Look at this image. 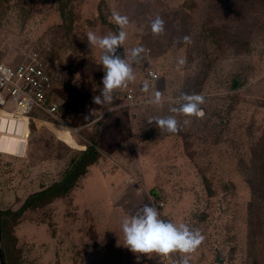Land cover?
<instances>
[{
  "label": "rangeland",
  "instance_id": "374dc122",
  "mask_svg": "<svg viewBox=\"0 0 264 264\" xmlns=\"http://www.w3.org/2000/svg\"><path fill=\"white\" fill-rule=\"evenodd\" d=\"M113 11L136 79L96 105L104 50L87 34H118ZM22 53L43 58L59 108L0 118V212L59 182L94 139L99 159L65 196L1 218L6 264H264V0H0V60ZM185 93L205 98L202 117L170 111ZM170 116L175 134L155 123ZM145 205L199 230L200 247L131 252L122 221Z\"/></svg>",
  "mask_w": 264,
  "mask_h": 264
},
{
  "label": "clouds",
  "instance_id": "9594fccd",
  "mask_svg": "<svg viewBox=\"0 0 264 264\" xmlns=\"http://www.w3.org/2000/svg\"><path fill=\"white\" fill-rule=\"evenodd\" d=\"M111 19L120 29L118 34L109 33L102 37L93 32L87 34V42L90 47H99L104 50L102 56V64L105 69L102 79L103 90L100 95L93 97L96 105L112 103L113 93L127 87L130 82L136 79L134 69L128 60L116 55L117 50L123 48L127 40V33L124 29L129 23L128 18L113 11ZM151 27L153 34H163L165 30L163 19L159 16L156 17ZM184 39L186 42L189 40L188 37ZM144 52L145 49L142 47L133 48L131 57L136 61ZM180 63L183 64L184 61L181 60ZM181 101L179 107H173L170 111L181 113L186 117L200 118L203 116L200 106L205 102V98L202 95L185 93L182 94ZM150 102L159 104L161 93L157 92L155 99ZM155 123L158 128H166L169 133L175 134L180 130L179 123L173 116L158 119ZM189 123L188 119L184 121L185 125ZM122 231L125 240L124 246L138 254V257L139 254H144L149 259L151 253L161 256H167L173 252L194 253L204 240V236L199 230L193 231L185 224L177 226L172 222H166L160 218V214L154 207L148 205H145L139 214L125 218L122 221ZM183 264H189L187 256L183 260Z\"/></svg>",
  "mask_w": 264,
  "mask_h": 264
},
{
  "label": "built area",
  "instance_id": "2783aa9c",
  "mask_svg": "<svg viewBox=\"0 0 264 264\" xmlns=\"http://www.w3.org/2000/svg\"><path fill=\"white\" fill-rule=\"evenodd\" d=\"M149 77L157 79L153 72ZM52 78L45 61L37 54L22 53L19 62L0 60V118H26L29 123L33 109L55 116L59 107L53 97ZM132 95V90H128L129 100Z\"/></svg>",
  "mask_w": 264,
  "mask_h": 264
},
{
  "label": "trees",
  "instance_id": "16d2710c",
  "mask_svg": "<svg viewBox=\"0 0 264 264\" xmlns=\"http://www.w3.org/2000/svg\"><path fill=\"white\" fill-rule=\"evenodd\" d=\"M90 146H87L86 150L80 154V157L73 163L72 168L68 170L63 178L50 186L49 188L31 195L27 198L22 208L16 213H1L0 212V233L3 231L4 221L3 216L9 215L18 217L26 209L38 206L41 204H47L56 198L63 197L70 192L74 187L76 181L86 173V169L97 162L99 159V153L97 152V141L94 139ZM2 263L6 264L5 254L0 251Z\"/></svg>",
  "mask_w": 264,
  "mask_h": 264
},
{
  "label": "water",
  "instance_id": "95a60500",
  "mask_svg": "<svg viewBox=\"0 0 264 264\" xmlns=\"http://www.w3.org/2000/svg\"><path fill=\"white\" fill-rule=\"evenodd\" d=\"M0 264H3V263H2V259H1V255H0Z\"/></svg>",
  "mask_w": 264,
  "mask_h": 264
}]
</instances>
